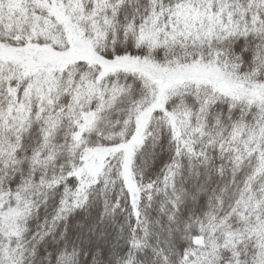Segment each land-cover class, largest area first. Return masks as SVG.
<instances>
[{"label":"snow or ice","instance_id":"snow-or-ice-1","mask_svg":"<svg viewBox=\"0 0 264 264\" xmlns=\"http://www.w3.org/2000/svg\"><path fill=\"white\" fill-rule=\"evenodd\" d=\"M0 264H264V0H0Z\"/></svg>","mask_w":264,"mask_h":264}]
</instances>
